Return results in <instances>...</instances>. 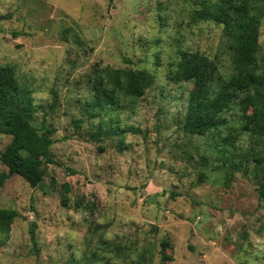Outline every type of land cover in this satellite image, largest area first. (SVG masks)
I'll list each match as a JSON object with an SVG mask.
<instances>
[{
	"label": "rangeland",
	"instance_id": "obj_1",
	"mask_svg": "<svg viewBox=\"0 0 264 264\" xmlns=\"http://www.w3.org/2000/svg\"><path fill=\"white\" fill-rule=\"evenodd\" d=\"M204 1L0 0V65L40 105L55 162L38 187L14 175L0 188V208L19 214L0 264H264V143L237 132L240 111L185 133L193 83L167 78L181 50L231 73L222 27L194 18ZM106 66L156 81L132 106L88 107ZM10 142L0 134V154Z\"/></svg>",
	"mask_w": 264,
	"mask_h": 264
},
{
	"label": "trees",
	"instance_id": "obj_2",
	"mask_svg": "<svg viewBox=\"0 0 264 264\" xmlns=\"http://www.w3.org/2000/svg\"><path fill=\"white\" fill-rule=\"evenodd\" d=\"M194 18L222 27L221 46L230 56L232 70L223 74L208 56L179 51L177 61L169 65L167 78L193 83L183 131L205 136L228 125L230 112L240 111L237 132L250 133L264 143V59L259 52L264 0L204 1ZM155 81L154 73L145 70L100 68L93 83L95 97L88 107L132 106ZM39 109L30 89L20 84L15 69L0 65V134L11 137V142L0 154L1 163L7 168V172L0 175V188L14 175L23 178L31 187H38L44 180L42 167L55 164L49 152L54 144V131L47 125L46 116L40 128L33 124ZM248 109L252 110L250 115L246 113ZM256 162L258 170L264 173V154ZM63 188L65 193L69 192L67 184ZM62 203L67 205L65 199ZM18 217L17 211L0 208L2 245L8 241ZM35 227L32 224L30 235L33 254L38 255Z\"/></svg>",
	"mask_w": 264,
	"mask_h": 264
}]
</instances>
